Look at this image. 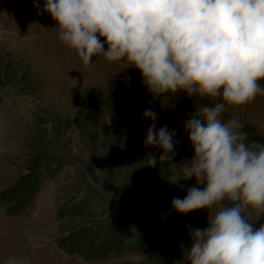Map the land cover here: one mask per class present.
<instances>
[{
    "label": "rangeland",
    "instance_id": "rangeland-1",
    "mask_svg": "<svg viewBox=\"0 0 264 264\" xmlns=\"http://www.w3.org/2000/svg\"><path fill=\"white\" fill-rule=\"evenodd\" d=\"M44 2L0 0V264H188L190 232L206 229L217 209L169 214L195 178L175 183L162 150L144 143L143 113L151 106L156 129L175 133L179 168L193 155L185 119L202 102L183 92L154 99L126 63L94 57L85 68L58 40ZM235 112L245 142L264 144V95ZM38 152L51 156L40 163ZM81 203L98 215H73ZM119 209L130 225L149 218L147 236L122 235L105 250L107 219ZM246 215L263 226L264 214Z\"/></svg>",
    "mask_w": 264,
    "mask_h": 264
},
{
    "label": "clouds",
    "instance_id": "clouds-1",
    "mask_svg": "<svg viewBox=\"0 0 264 264\" xmlns=\"http://www.w3.org/2000/svg\"><path fill=\"white\" fill-rule=\"evenodd\" d=\"M43 11L85 68L94 57L126 63L154 99L183 92L202 102L185 119L193 155L179 168L175 133L156 129L151 106L143 113L144 143L162 150L175 183L195 178L169 214L217 209L190 232V264H264V226L246 215L264 214V144L245 142L235 112L264 95V0H45Z\"/></svg>",
    "mask_w": 264,
    "mask_h": 264
},
{
    "label": "trees",
    "instance_id": "trees-1",
    "mask_svg": "<svg viewBox=\"0 0 264 264\" xmlns=\"http://www.w3.org/2000/svg\"><path fill=\"white\" fill-rule=\"evenodd\" d=\"M18 72H19V70H15L14 78H16V76L19 75ZM121 149L122 150H120L119 152L124 153V148H121ZM49 155L50 154L38 152L36 157H35V161L37 160V162H40V163L46 162L49 158ZM38 158H40V159H38ZM124 159H125V156H123L120 159V161H122ZM24 179H26V177L23 178V180ZM89 205L90 204L84 205L82 203L74 205L73 207H78V210H76L75 213H73V215H77L80 218L96 217L98 214L95 213L92 210V208L88 207ZM148 220H149V218H148ZM148 220L145 217V219L144 218L140 219L139 223L136 226L130 225L125 212H122V210L119 209L117 211V213H115L113 215V217H110L107 219L108 225H107L106 233L102 239L100 246H102L105 250L113 248V244L115 241L121 242L122 235L130 236L133 241H137L138 243H142L147 236L148 228L150 226V221H148ZM261 226L262 225H260L259 227H261ZM263 226H264V224H263ZM188 264H190V262Z\"/></svg>",
    "mask_w": 264,
    "mask_h": 264
}]
</instances>
